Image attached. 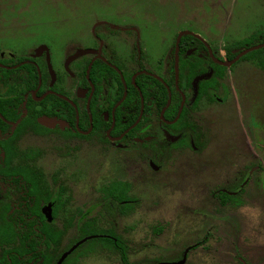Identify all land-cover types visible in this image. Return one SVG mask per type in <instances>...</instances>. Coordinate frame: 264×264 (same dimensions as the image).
<instances>
[{
  "label": "flooded vegetation",
  "instance_id": "1",
  "mask_svg": "<svg viewBox=\"0 0 264 264\" xmlns=\"http://www.w3.org/2000/svg\"><path fill=\"white\" fill-rule=\"evenodd\" d=\"M144 6L147 11L148 3ZM92 21L88 38L77 36L79 33L66 35L55 55L49 45L34 40L0 48V215L8 209L9 215L32 216L36 212L31 209L33 201L38 199L44 220L66 232L61 247L78 238L85 223L95 219L99 227L122 239L128 258L129 239L118 232V225L105 228L100 222L105 215L117 219L133 216L141 198L135 194L132 179L113 178L95 186L92 204L85 201L81 187L98 182L103 164L97 159L111 152L126 155V160H131L134 152L145 153L148 168L160 172L156 156L167 143L179 157H188L178 162L181 169L191 171L184 170L176 182L184 187L193 179L186 185L195 191L193 211L199 210L201 196L209 199L214 210L205 216L222 217L226 248L230 233L237 232L240 237L245 228L246 207L257 212V264H264V209H257V201L264 202V144L257 134L262 110L257 111V72L259 77L264 73V47L252 51V57L245 58L250 52L230 66L223 65L246 49L264 44V31L226 45L224 55L198 34L182 31L193 35L180 38L176 75V45L182 32L176 35L168 71L160 73L146 63L144 47L137 38L141 32L133 28L131 12H94ZM183 36H192L202 47L192 45L181 51ZM251 36H255V44L245 43L246 48L229 59L228 47ZM182 65L194 74L191 80L187 72L180 74ZM142 74L164 86L162 106L137 85ZM235 79L239 88L234 86ZM131 85L138 92L137 112L136 106L128 103ZM93 101L97 116L106 124L102 137L95 130L99 124L92 114ZM40 142L59 151L64 161L61 168L47 173L39 165L46 156V145ZM91 150L99 156L90 155ZM128 164L133 167L131 161ZM22 169L29 174L25 176ZM42 223L37 219L33 229L38 231ZM72 229L77 234L67 240ZM154 231L158 234L161 229ZM198 244L187 248L177 261H185L190 250L203 246ZM112 256L124 264L119 254ZM237 259L240 264L247 263L244 257Z\"/></svg>",
  "mask_w": 264,
  "mask_h": 264
},
{
  "label": "rangeland",
  "instance_id": "2",
  "mask_svg": "<svg viewBox=\"0 0 264 264\" xmlns=\"http://www.w3.org/2000/svg\"><path fill=\"white\" fill-rule=\"evenodd\" d=\"M126 11L132 13L133 28L141 32L137 38L144 47L147 65L160 73L169 69L167 64L176 35L182 31L198 34L223 55L226 45L245 39L255 31H264V0H0V48L34 40L49 45L55 55L66 35L79 33L77 36L89 37L94 12L105 15ZM259 74L258 71L257 111L261 107L262 110L257 120V134L264 144V73L260 77ZM60 75L66 76L65 73ZM234 86L239 88L237 79ZM231 110L235 112L236 109ZM43 145H46L43 147L46 156L39 165L47 173L61 168L64 161L59 151L49 143ZM160 150L156 161L162 168L157 173L148 168L145 153L134 152L132 159L126 160V155L121 153L99 156L96 150L90 151V155L99 156L97 161L103 167L96 184L86 182L85 187H81L85 190V201L92 204V195L97 192L95 186L98 188L113 178H131L135 194L141 198L132 217L117 219L105 215L100 222L105 228L118 225V232L129 239L130 263H179L181 261L177 260L183 258L185 250L199 243L198 246L205 245V249L200 246L196 251L190 250L181 264H240L239 256L247 260L246 264H257V212L246 207L245 228L240 237L237 232L230 233L229 248H226L228 239L222 230V217L205 216L214 213L209 199L200 196L199 210L194 212L195 191L190 185L186 186L193 179L184 183V187L176 182L177 176L180 178L184 170H189L187 167L181 169L178 160L188 157H179L167 143ZM262 156L264 158L263 152ZM127 161H131L133 167L126 165ZM185 187L187 190L182 198ZM259 208L264 209L261 199L257 201ZM88 216L89 213L85 217ZM156 229L161 231L157 234ZM76 234L72 229L67 240ZM80 264L122 263L119 257L98 248Z\"/></svg>",
  "mask_w": 264,
  "mask_h": 264
},
{
  "label": "trees",
  "instance_id": "3",
  "mask_svg": "<svg viewBox=\"0 0 264 264\" xmlns=\"http://www.w3.org/2000/svg\"><path fill=\"white\" fill-rule=\"evenodd\" d=\"M255 36H251L244 42L237 43L228 47V58L233 59L237 53L246 48L245 43L254 45ZM192 45L202 47V44L193 38L192 36H183L181 40V51H184ZM232 49H235L233 52ZM255 52H252L245 56L252 57ZM264 67V65H262ZM186 68L183 65L180 67V74H183ZM192 72H187L188 80L193 78ZM94 76V72L91 73V77ZM131 75L128 76V81ZM186 78V79H187ZM137 85L141 88V91L145 96L150 93L159 100V105L162 106L166 99V90L164 86L151 76L142 74L136 79ZM131 92L129 93L128 103L132 106H136L138 101V92L131 85ZM149 88V91H148ZM92 114L94 119H98L96 122L95 130L98 129L99 134L106 129V124L100 120L97 116L94 101L91 105ZM86 113V111H85ZM102 137V135H101ZM10 154V152H8ZM22 173L27 176L29 174L27 169H22ZM118 198L121 200L122 194L118 192ZM39 200L33 201V208L36 209L34 215L18 216L8 214L6 209L2 215H0V264H58L61 255L68 251L75 243L81 241L87 237H93L83 244H81L76 250L71 252L60 264H79L80 259L88 257L96 252L97 248L106 250L112 254L116 253L122 258L124 264H128L127 249L122 243V239L109 230H104L95 223V219H90L81 228L79 237L71 240L66 246H62V242L65 236V231L56 229L54 223L48 224L41 213L39 212ZM30 208V203L29 206ZM37 219L43 220L44 223L38 228V231L33 229V225L37 223ZM116 241V242H115ZM41 246L44 249H41Z\"/></svg>",
  "mask_w": 264,
  "mask_h": 264
},
{
  "label": "water",
  "instance_id": "4",
  "mask_svg": "<svg viewBox=\"0 0 264 264\" xmlns=\"http://www.w3.org/2000/svg\"><path fill=\"white\" fill-rule=\"evenodd\" d=\"M186 34H190V35H193L192 33L190 32H182L181 34H179L178 38H177V45H176V75H177V72H178V66H177V53H178V47H179V42H180V38L182 35H186ZM197 37V36H195ZM264 47V44L262 45H258V46H254V47H251V48H248L246 49L245 51H243L242 53H240L233 61H230L228 63H223V65L225 66H230L232 65L234 62H236L240 57L256 50V49H260ZM135 78V76L133 77V79ZM91 238V237H90ZM88 238L84 239L82 242H85ZM81 242H79L78 244H76L73 248H71L67 253H65L62 258H61V261L60 263L74 250L76 249V247L80 244Z\"/></svg>",
  "mask_w": 264,
  "mask_h": 264
}]
</instances>
